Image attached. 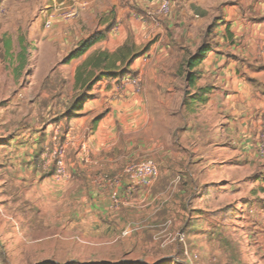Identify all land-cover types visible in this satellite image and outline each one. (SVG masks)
I'll use <instances>...</instances> for the list:
<instances>
[{
    "label": "rangeland",
    "instance_id": "374dc122",
    "mask_svg": "<svg viewBox=\"0 0 264 264\" xmlns=\"http://www.w3.org/2000/svg\"><path fill=\"white\" fill-rule=\"evenodd\" d=\"M163 1L159 0L158 9ZM166 1L171 10L168 15L157 16L160 27L154 25L150 39L144 38L138 45L137 51L141 52L138 57L143 58L153 51L148 58L162 57L164 53L163 57L186 62L202 43L214 42L217 36L214 22L215 19L218 22L226 4L209 6L206 10L199 6L198 0ZM40 2L0 0V264H264V228L256 229L254 215L240 204L224 207L216 216L205 214L206 220L217 221L219 227L212 230L215 235L219 233L221 239L216 236L217 241H210V238L206 241L203 236H195L192 225L193 208L196 207L193 205L195 185L188 180V191L180 195L177 189L183 187L184 180L177 176L159 177L152 187L135 191V198L143 196L142 202L132 209L137 221L129 224L137 228L136 232L128 237H122L123 231L119 232L112 244L106 243L102 236L97 237L103 224L99 226L97 223L93 199L91 193L88 194L91 187L85 182L87 174H81L83 179L78 184L75 182L80 178L76 176L71 180L57 181L53 179L54 165L48 163L55 137L58 142L66 141L71 121L67 111L79 96L88 93L75 90L72 82L73 73L82 59L74 61L70 67L66 65L70 58V54L66 57L68 52L62 54L59 52L61 48L53 46L50 41L41 47L31 36V27L37 21L41 24L40 30L50 32L54 27H45L46 14L53 8L52 4L41 5ZM128 19V16L123 17L121 23ZM102 21L109 23L108 28L117 25L112 12ZM135 21L139 25L142 22L137 18ZM129 38L135 41V33L131 32ZM7 42H12L11 50L6 47ZM25 47L27 62L25 68L19 70ZM44 60L54 61V65L48 66V61L44 64ZM157 69V75H161L164 68ZM169 69L176 70L179 75V80L171 87L182 92L183 105L189 103L188 93L192 91L184 84L187 73L182 64ZM130 72L124 78L140 76L137 71L130 69ZM144 76L143 79L141 76V87ZM145 101L148 107L158 102L153 99ZM162 102L165 103V99H159V103ZM185 106L189 112L200 107L198 104ZM155 110H158L157 114ZM161 110L154 107L155 119H150V123L159 125V128L153 129L155 133L143 132L137 137L143 148L130 161L152 158L147 151L151 143L165 147V155L162 151L155 152L157 159H164L167 151H171L164 132L168 123ZM187 113L173 126H193L192 117ZM57 128L58 135L55 133ZM179 133V130H170L172 141L179 138ZM153 134L161 137L153 140ZM188 141L186 139V145ZM24 155L37 159L42 179L33 174L21 175L16 161ZM9 165L10 172L7 170ZM83 183L87 191L80 190ZM29 185H42L56 191H53L55 194L51 195L50 202L40 197L39 208L36 207L35 211L26 201L24 188ZM161 190L165 191L164 195H159ZM146 194L155 199L152 204L144 197ZM84 220L91 222L87 235L83 231ZM177 233L184 236L183 242L173 239Z\"/></svg>",
    "mask_w": 264,
    "mask_h": 264
},
{
    "label": "crops",
    "instance_id": "0c3cea01",
    "mask_svg": "<svg viewBox=\"0 0 264 264\" xmlns=\"http://www.w3.org/2000/svg\"><path fill=\"white\" fill-rule=\"evenodd\" d=\"M198 1L199 6L206 10L209 6L226 4L218 22L216 19L214 22L217 36L205 59L193 70L196 85L191 89L188 82L184 81L192 91L191 95L196 94L197 88L212 87L204 104L194 107L190 112L186 111L182 92L171 87L179 80V75L176 70L169 69L184 61L163 57L164 53L162 57L148 58V55H153L152 51L143 58L137 57L130 67L132 71L141 73L142 79L145 75L142 87L141 84L138 88L123 84L124 78H104L92 87L90 94L93 97L84 104L81 117L69 122L66 134L69 142L68 166L73 174L72 179L73 176L80 178V181L76 180L77 184L82 182L81 174H87L85 182L91 187L88 194L91 193L93 199L97 223L99 226L103 224L97 237L102 236L106 243L112 244L119 232L137 221L132 209L142 202L143 196L133 197L130 204L123 208L125 211L117 212L112 208L108 191L93 186L91 181L99 173L124 177V166L143 148L137 142V137L143 132L159 128V125L150 123L152 117L155 119L154 107L164 110L161 113L165 114L169 124L164 132L171 151H167V156L162 160L154 156L155 152H163L164 146L151 143L147 151L152 156L150 159L159 166L161 178L177 176L184 180L183 187L177 189L178 194L185 195L190 186L188 180L193 181V205L196 207L193 208L192 225L195 236H203L206 241L209 238L210 241H217L216 236L221 239V235H215L212 230L219 227L217 221L211 218L206 220L205 214L213 216V211L237 204L251 211L256 229L264 228V157L260 153V137L264 133V0ZM41 2V5L51 3V8L62 3L83 6L77 21H57L50 32L40 30L38 21L34 23L30 34L41 47L50 41L53 46L61 48L59 52L62 54L68 52L67 57L84 39L99 32L106 34V39L96 44L82 58V62L96 51L116 52L126 43L131 32L135 33L137 47L144 38L150 39L155 24L141 22L139 25L134 14L145 16L154 13L159 6V0ZM111 12L115 14L117 22L114 28H108L107 21L101 22ZM127 16L129 19L121 23V19ZM39 21L42 20L39 18ZM47 61L44 60V64L54 65V61ZM74 61L67 65L72 67ZM159 67L164 68L161 75H157ZM75 76L76 71L73 73L74 84ZM147 99L158 102L148 107ZM159 99H165V103L160 104ZM155 112L157 114L158 110ZM185 113L192 117L193 126H173L176 120L180 122ZM170 130L180 131L176 141H172ZM155 137L161 136L153 134V140ZM186 139L190 140L187 145ZM85 144L90 147V155L82 149ZM16 163L23 177L33 174L42 179L34 156L24 155ZM7 170L11 171V165ZM50 189L42 185L25 186L27 205L36 211L40 197L50 202L51 195L55 194L53 191H56ZM85 189L83 183L80 190ZM159 193L164 195L165 191ZM151 196H144L149 198L150 204L155 201ZM90 225L88 220L83 221L84 235L89 234Z\"/></svg>",
    "mask_w": 264,
    "mask_h": 264
},
{
    "label": "built area",
    "instance_id": "2783aa9c",
    "mask_svg": "<svg viewBox=\"0 0 264 264\" xmlns=\"http://www.w3.org/2000/svg\"><path fill=\"white\" fill-rule=\"evenodd\" d=\"M83 6L78 4H59L54 6L47 14L45 20V27L51 29L57 21L73 22L80 18ZM171 6L168 1H163L156 13H149L141 16L139 13L134 14L135 18L141 20L143 23L150 21L155 26L160 27L159 16L168 15ZM158 16V17H157ZM123 84H132L139 87L141 84V73L137 78L125 77ZM56 135L59 133V128L55 131ZM260 153L264 157V133L260 137ZM68 144L58 142L57 136L53 142L52 150L50 152L49 164L54 165L53 179L57 181L71 180L72 174L69 171L67 153ZM85 154L90 155V147L83 145L82 148ZM124 177L109 176L104 173H99L91 181V184L97 188L108 191L113 210L120 212L125 206H128L133 199V194L138 188L152 187L160 177V169L157 163L148 158L140 161H130L123 168ZM135 226H128L123 232L122 237H128L136 232ZM160 237V235H159ZM170 237V236H169ZM173 239L180 242L184 241V236L177 233Z\"/></svg>",
    "mask_w": 264,
    "mask_h": 264
},
{
    "label": "trees",
    "instance_id": "16d2710c",
    "mask_svg": "<svg viewBox=\"0 0 264 264\" xmlns=\"http://www.w3.org/2000/svg\"><path fill=\"white\" fill-rule=\"evenodd\" d=\"M206 37H208V35H206ZM105 39L106 34L103 32L95 33L87 39H84L71 52L66 65L72 60L76 61L82 59L96 44ZM212 43L213 42H210L209 40L202 43L197 51L182 64V69H184L187 73L185 80L188 82L191 89H193L196 85L193 77V70L197 68L205 59ZM6 47L11 50L12 42H7ZM26 52L27 48L25 47L20 57L21 66L19 70H23L25 68L27 62ZM140 53L141 52L137 51L135 42L129 38L116 52L111 53L108 51H96L81 62L76 70L74 89L81 90V92H87L88 94L79 96L75 100L72 107L67 111L68 119L72 120L81 115L84 104L93 97V95L90 94V91L97 82L104 78H118L121 80L126 74H130L131 64ZM118 63H120V65H118ZM211 90L212 87L207 86L197 88L196 94L194 95L188 93L190 102H184L185 105H189L191 107L193 104H204L206 97L209 95ZM220 211L221 210L213 211L211 215L216 216Z\"/></svg>",
    "mask_w": 264,
    "mask_h": 264
}]
</instances>
